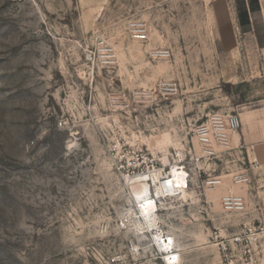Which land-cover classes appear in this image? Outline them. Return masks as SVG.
Returning <instances> with one entry per match:
<instances>
[{"label":"rangeland","instance_id":"1","mask_svg":"<svg viewBox=\"0 0 264 264\" xmlns=\"http://www.w3.org/2000/svg\"><path fill=\"white\" fill-rule=\"evenodd\" d=\"M213 1L0 0V264H264V234L221 244L258 225L251 190L230 188L245 213L223 210L225 187L163 199L159 225L175 238L162 254L115 163L125 146L169 169L196 120L264 105V48L247 37L225 52ZM102 44L118 61L92 70L86 53ZM163 80L179 92L153 93Z\"/></svg>","mask_w":264,"mask_h":264},{"label":"built area","instance_id":"2","mask_svg":"<svg viewBox=\"0 0 264 264\" xmlns=\"http://www.w3.org/2000/svg\"><path fill=\"white\" fill-rule=\"evenodd\" d=\"M132 35L139 40H147L148 27L143 22L134 23L131 27ZM154 56L167 58L170 52L165 49L156 50ZM86 59L92 70L95 68L111 66L117 63L118 55L110 44H102L100 50H89ZM164 97H170L179 92L176 81H160L158 89ZM240 113L234 111L210 112L205 118L196 120L190 128L193 146H188L180 151L178 170L184 172V181L177 182L170 176L171 168L160 166L158 160L149 156L143 149H128L121 146L115 157L117 170L130 180V183L146 179L151 187V196L154 195L158 206H163V199L176 196L180 191L196 184L200 188L214 190L225 187L229 191L221 196V206L225 212L245 213L248 210V201L245 195L234 193L230 188H250L254 172L260 167L257 159L251 156L252 145L236 143L234 135L241 128ZM189 156L192 166L185 163ZM163 172L165 180L155 181L156 171ZM227 178V180L225 179ZM264 234V218L259 219L258 225L246 223L242 231L231 239H225L221 244L226 251L228 247L243 245L250 236ZM168 237L165 236V239ZM164 239V240H165ZM169 241V239H168ZM167 254L163 248L159 250ZM227 257V255H226ZM227 257L226 259H228ZM226 264H233V261Z\"/></svg>","mask_w":264,"mask_h":264},{"label":"crops","instance_id":"3","mask_svg":"<svg viewBox=\"0 0 264 264\" xmlns=\"http://www.w3.org/2000/svg\"><path fill=\"white\" fill-rule=\"evenodd\" d=\"M258 19V0H214L213 16L225 52L239 48L240 38H251L258 48H264V19ZM241 128L234 135L236 143L252 145L251 156L260 167L254 172L253 182L247 190L259 197L260 218H264V105L240 112ZM247 198V197H246Z\"/></svg>","mask_w":264,"mask_h":264},{"label":"bare ground","instance_id":"4","mask_svg":"<svg viewBox=\"0 0 264 264\" xmlns=\"http://www.w3.org/2000/svg\"><path fill=\"white\" fill-rule=\"evenodd\" d=\"M165 141H163L164 143ZM178 162L170 163V176H172L173 180H176L179 183H182L184 181V172L179 171L178 169ZM165 180L163 172L161 170L156 171L155 173V181L160 182ZM131 186L133 188V196L135 198L136 202V208L139 210L141 216L143 217V221L147 224L148 230L152 231L153 233V240L155 243L160 247L163 248L165 251L170 252L173 249V241L174 238L170 234H167L161 229L159 225V215L158 211L159 206L158 202L154 195H150L152 190L149 186L146 179H139L131 183ZM190 193L188 192V189L180 191L177 196H181L182 198H187V196ZM171 197H174L171 196ZM136 227L140 230L144 229V226H142L141 223L136 224ZM143 233H146L145 230H143ZM165 236L168 238L165 239ZM165 239V240H164ZM168 239L170 241H168Z\"/></svg>","mask_w":264,"mask_h":264}]
</instances>
